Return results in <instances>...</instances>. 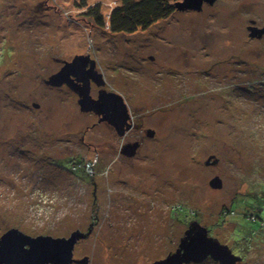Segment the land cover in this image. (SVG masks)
<instances>
[{
    "label": "rangeland",
    "instance_id": "1",
    "mask_svg": "<svg viewBox=\"0 0 264 264\" xmlns=\"http://www.w3.org/2000/svg\"><path fill=\"white\" fill-rule=\"evenodd\" d=\"M244 1V11L216 0L114 34L121 0H0V236L91 229L77 250L90 264H151L197 220L237 264H264V230L253 238L248 217L249 195L264 192V38L246 29L264 21V0ZM88 51L127 99L137 128L126 138L50 82L56 56ZM135 132L144 141L129 157L121 147Z\"/></svg>",
    "mask_w": 264,
    "mask_h": 264
},
{
    "label": "water",
    "instance_id": "2",
    "mask_svg": "<svg viewBox=\"0 0 264 264\" xmlns=\"http://www.w3.org/2000/svg\"><path fill=\"white\" fill-rule=\"evenodd\" d=\"M216 0H179L176 6L179 10H202L204 3L213 4ZM257 31H251L250 36L255 37L264 32L255 27ZM80 56L74 58L72 62H69L62 70L50 77V82L62 84L65 82L68 76V71L74 66H78ZM93 67V65H92ZM95 76V75H94ZM97 78H101L97 81L98 85H104V80L101 73L97 74ZM84 81L83 87L79 91V104L82 111H94L96 114H104V119L112 123L120 134H123L126 129L130 128L129 123V110L125 102V99L121 93L114 91L103 90L100 92L97 99L93 98L90 94V85L88 77L81 79ZM37 106V104H36ZM148 134L154 135V131L149 129ZM139 142L128 144L124 147L123 151L128 156H134L137 153ZM218 158L210 156L206 161L207 164H216ZM210 185L213 188H222L223 180L219 176H215L211 179ZM18 233L16 237L19 242L9 244L10 237H13ZM79 231H74L70 238H55L51 235H38L31 236L21 231L18 228H11L0 237V255L2 257H11L15 259L17 264H47L49 261H53L59 264H69L72 249L79 237H83ZM19 245L24 247L26 244L30 245V249H19ZM212 258L220 264H237L242 260V257L234 253L231 247L227 244H223L217 238L209 235V229L206 226L201 225L197 220L190 223L189 228L185 232V236L182 237L181 242L175 252L168 254L165 258L157 260L152 264H189L200 263L208 258ZM87 258H85V261Z\"/></svg>",
    "mask_w": 264,
    "mask_h": 264
},
{
    "label": "flooded vegetation",
    "instance_id": "3",
    "mask_svg": "<svg viewBox=\"0 0 264 264\" xmlns=\"http://www.w3.org/2000/svg\"><path fill=\"white\" fill-rule=\"evenodd\" d=\"M84 1V0H83ZM233 1V0H232ZM238 1H241V6H242V10L244 11V8L246 7V3L244 0H238ZM205 4H207L206 2L204 3V6ZM97 5V4H95ZM95 5H92L89 7V9ZM99 5V8H100V4ZM203 6V8H204ZM101 12V10H100ZM102 13V12H101ZM103 16V14H102ZM248 21H249V24L246 25V29L249 33V36H250V32L251 31H257V29H252L251 30V27H255V28H258L261 29V30H264V21L261 17L259 16H256V17H250L248 18ZM101 27H105V25H102ZM115 34V33H114ZM258 36H255V37H251L252 39H263L264 38V32H262L261 35H259V32L257 33ZM58 55V54H57ZM77 56H80L79 59V63H78V66H74L73 68H71L69 71H68V76H67V79L65 82L62 83L61 87L62 86H66L68 87L73 93H75L76 95H78L79 97V91L80 89L83 87L84 85V81L81 80V79H84L85 77H88V81H89V85H90V94L93 98L97 99L100 92L103 91V90H106V91H112L110 90L107 86H106V78L104 76V72L100 69L99 67V61L96 57L92 56L91 53L88 51L87 53L85 52H82V53H76L75 55L73 56H70V57H61V56H56L55 57V62L56 63H59L60 64V67L58 69L57 72H55L54 74H57L59 73L62 68L64 66H66L69 62H72L74 60L75 57ZM93 65V67H92ZM99 67V68H98ZM98 73H101L102 74V77H103V80H104V85H98L97 81L101 78H97V74ZM95 75V76H94ZM60 88V87H59ZM97 89V91H96ZM114 92H117V91H114ZM119 93V92H118ZM124 97V96H123ZM80 98V97H79ZM79 98H78V102H79ZM125 99V102L128 106V110H129V114H130V118H129V123H130V128L126 129L125 132L123 134H120L118 132V130L116 129V127L110 123L108 120H105L103 117H104V114H97V116L99 117L98 119V123H104V124H107L106 126L108 127H111L116 133H117V136L122 139V138H126L132 131H134L136 128H137V122L135 119H133V115H132V111L131 109L129 108V105H128V102H127V99L124 97ZM86 112V111H84ZM93 113H95L94 111H91ZM108 127V128H109ZM149 131V129H148ZM148 131H147V134H148ZM149 135V134H148ZM143 137H138L136 132H135V135L132 137L131 140H129L124 146L122 144V147H121V153H124L123 149L126 145L128 144H132V143H135V142H139V147L137 149V152L138 150L140 149V147L142 146V143H143ZM113 147V146H112ZM115 148V146L113 147ZM117 149V148H116ZM115 149V150H116ZM125 154V153H124ZM129 157H132V156H129ZM88 164V163H86ZM14 228V227H12ZM11 229V228H10ZM9 230V229H8ZM7 230V231H8ZM6 231V232H7ZM79 232H81L82 234H84L83 237H79L77 239V241L75 242L74 246H73V249H72V255H71V259H70V263L69 264H90V258L89 256H85V257H82L80 255H77V250H78V246H79V242L81 240H84V238H88L89 236V231L91 233V229H88L87 231L88 232H83V231H80V230H77ZM4 232V233H6ZM24 232V231H23ZM74 232V231H73ZM73 232L70 234V235H63L61 238H69L71 237V235L73 234ZM3 233V234H4ZM26 233V232H25ZM2 234V235H3ZM26 234H29L31 235L30 233H26ZM1 235V236H2ZM40 235V234H39ZM0 236V237H1ZM18 233H16L15 235L13 234V237L11 236L10 237V241L8 242L9 244H12L14 242H19L21 244V241H19L16 237H18ZM33 237L35 236H38V235H31ZM56 238V237H55ZM60 238V237H59ZM16 239V240H15ZM18 243V248L20 249L21 246L19 245ZM30 249V245L29 244H26L24 247L21 248V250L24 252V250H28ZM177 249V248H176ZM176 251V250H175ZM175 251H172V252H175ZM171 252V253H172ZM170 254V253H168ZM168 254L166 256H168ZM165 256V257H166ZM163 257V258H165ZM85 258H87V260L85 261ZM163 258H160V259H157V260H161ZM156 260V261H157ZM15 259L13 260L11 257L7 256V257H2L0 255V264H17L14 262ZM27 264V263H26ZM34 264H39V262H34ZM47 264H57L53 261H49ZM59 264V263H58ZM152 264V263H151Z\"/></svg>",
    "mask_w": 264,
    "mask_h": 264
},
{
    "label": "trees",
    "instance_id": "4",
    "mask_svg": "<svg viewBox=\"0 0 264 264\" xmlns=\"http://www.w3.org/2000/svg\"><path fill=\"white\" fill-rule=\"evenodd\" d=\"M179 0H121L108 17L109 28L113 33H133L137 29H147L160 19L166 18L178 8ZM89 13L101 24L105 25L99 5L89 9ZM249 204L256 209L248 217L251 222L257 223L258 228L253 231L260 235L264 230V192L251 193ZM210 230V229H209ZM256 235V234H255Z\"/></svg>",
    "mask_w": 264,
    "mask_h": 264
}]
</instances>
